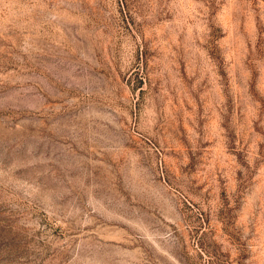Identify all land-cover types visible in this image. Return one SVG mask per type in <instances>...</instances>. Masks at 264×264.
<instances>
[{"label":"rangeland","instance_id":"obj_1","mask_svg":"<svg viewBox=\"0 0 264 264\" xmlns=\"http://www.w3.org/2000/svg\"><path fill=\"white\" fill-rule=\"evenodd\" d=\"M0 264H264V0H0Z\"/></svg>","mask_w":264,"mask_h":264}]
</instances>
